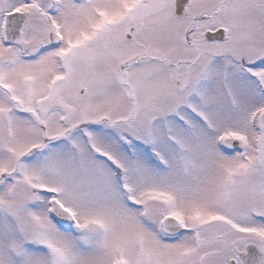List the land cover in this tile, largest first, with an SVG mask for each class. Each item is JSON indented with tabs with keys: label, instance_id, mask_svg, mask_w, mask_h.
Here are the masks:
<instances>
[{
	"label": "snow or ice",
	"instance_id": "snow-or-ice-1",
	"mask_svg": "<svg viewBox=\"0 0 264 264\" xmlns=\"http://www.w3.org/2000/svg\"><path fill=\"white\" fill-rule=\"evenodd\" d=\"M0 264H264V0H0Z\"/></svg>",
	"mask_w": 264,
	"mask_h": 264
}]
</instances>
